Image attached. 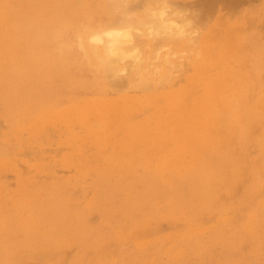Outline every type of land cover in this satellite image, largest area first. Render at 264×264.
Returning <instances> with one entry per match:
<instances>
[{
  "label": "rangeland",
  "instance_id": "374dc122",
  "mask_svg": "<svg viewBox=\"0 0 264 264\" xmlns=\"http://www.w3.org/2000/svg\"><path fill=\"white\" fill-rule=\"evenodd\" d=\"M8 1L1 5L18 6L21 1L27 4V0ZM105 1L30 0L28 10L25 5L18 7L21 13L16 7L13 9L18 22L13 33L15 49H5L11 39L4 33L0 38V217L13 199L23 196L18 191L30 182L64 183L65 186L54 187L53 192L59 193L61 207L66 209L62 214L47 212L52 218L41 220L45 230L39 239L38 234H30L31 230L16 229L20 227L18 221L6 219L4 225L0 218V264H264L263 116L255 117L247 127L234 121L238 127L229 133L228 142L216 141L208 150L194 143L192 151L166 169L156 168L161 161L155 153H149L151 148L134 147L118 140L124 133L131 137L129 119L152 118L156 107L166 101L163 93L187 86V79L196 74L194 61L202 58L213 64L216 61L218 68L235 65L239 70L237 76L243 73L249 80L243 92L254 91L256 96L263 97L264 0H195L196 5L191 6H197L201 13L200 36L195 44L199 54L196 58L190 54L182 61L171 59L173 67L164 63L166 53L173 51L179 56L191 48L189 44L178 46L169 40L162 43L161 38L146 39V29L145 37L133 33L135 46L140 48L138 56L142 53V70L150 73L144 83L138 70L133 72L134 61L127 62L126 76L117 77L116 72L109 75L108 68L103 73L89 66L82 59L85 53L75 48L78 37H83L86 54L103 58L102 44L88 43L90 34L107 29L108 25L119 28L133 21L137 24L136 16L130 13L149 6V0H123L125 7L119 0L115 3L121 11L114 2L111 4L113 0L107 1L108 5ZM113 6L119 10L114 12ZM2 8L0 13L6 15ZM119 13L121 17L125 14L128 23L123 24ZM38 15L45 22L61 20L64 24L50 31L44 24L26 28L28 21ZM133 24L128 27L135 28ZM5 28L0 20V29ZM208 48L213 50L211 54ZM205 49L208 55L203 57L201 51ZM24 57L30 61L22 65ZM146 62L156 69L158 66L157 75ZM131 71L134 75L130 76ZM214 71L212 66L211 72ZM162 77L167 78L163 84ZM133 78L138 82L134 83ZM188 86L190 91L180 100L201 94L202 84ZM124 100L127 102L121 107ZM111 103L117 109L108 114L113 121L107 126L108 138L98 131L99 139H95L96 135L92 136L83 124L94 121L96 115L107 114ZM28 106L37 110L46 107L55 117L41 123L39 119L25 117L22 109ZM72 109L75 116L70 114ZM62 112L65 116H60ZM28 119L37 125L34 133L25 137L29 126L24 125L32 123ZM17 125L22 137L15 132ZM226 128L224 125L219 131L221 136L228 133ZM197 158L201 160L194 162ZM193 166L202 169L192 172ZM153 172L159 175L153 178ZM105 173L138 177L106 179L101 176ZM189 175L198 184H192L187 179ZM98 181L102 182L100 186ZM162 188L165 190L161 191ZM81 224L85 231L76 233ZM53 226L55 234L49 232ZM151 230L155 232L151 234Z\"/></svg>",
  "mask_w": 264,
  "mask_h": 264
},
{
  "label": "bare ground",
  "instance_id": "6f19581e",
  "mask_svg": "<svg viewBox=\"0 0 264 264\" xmlns=\"http://www.w3.org/2000/svg\"><path fill=\"white\" fill-rule=\"evenodd\" d=\"M10 1H13V0H9L8 3ZM29 1L30 0H27V4H24V2L21 1V3L18 6H12L10 4H7V6H6V5H1L4 3V0H0V8H2V6L6 7V8H2V9L7 11L6 15L0 13L1 23L6 24L5 29H0V38L3 39L2 33H4L3 35H6V37L8 39L9 38L11 39V44L4 46L5 49H8V51L15 49L14 42H13V33L16 31L15 28L18 27V22H16L15 18H14L15 12L13 11V9H14V7H16L18 13H21L22 10H18V7H22L23 5H25L27 7V10H28V8L31 7V3ZM107 1H109V0H107ZM107 1H105V3H107ZM110 1H112V0H110ZM117 1L119 2V0H113L111 2V4L114 2V5L117 7H120L121 4H122V6L125 5L123 3V0H122V2L120 0V2H121L120 5L115 3ZM200 3H201V1H200ZM238 3H239V1H238ZM107 5H108V3H107ZM115 6H113L114 12L116 9ZM209 7H210V5H209ZM136 8H134V10ZM202 8H204V7H202ZM124 9L125 8H123V10ZM116 10H119V9L117 8ZM120 10L122 11L121 7H120ZM208 11L210 12L209 9H208ZM131 13H130V15L134 16ZM38 14H40V13H38ZM119 14H118V17L119 16L121 17V13H119ZM127 14H129V13L126 11V15ZM123 16H122L123 18L121 17V19H120V17H119V19L120 20L123 19L124 20L123 24H125V22H127V20L125 21V19H124L126 17L124 13H123ZM203 17H206V16H203ZM129 18H130V20H134L133 17L132 18L127 17V19H129ZM134 18L136 19V17H134ZM115 19L116 18H114V20ZM200 19L203 20V18H200ZM114 20H113V24L116 23V21H114ZM47 21L48 22L44 21V18L42 15H38L35 19L28 21L29 25H26V28L32 29L36 25L39 26L41 24H44L43 26H48V29L50 31V29H52L56 26L61 27L64 24V22H61V20H59L58 22L54 21L52 23L49 20H47ZM136 21H137V19H136ZM120 23H122V22H120ZM130 23L132 24V26H134L133 23L136 24V22H134V21H133V23L129 22V25H127V27L131 25ZM116 24L118 25V22ZM108 26L106 27L107 29H102V30L93 32L92 34H90V37L95 36V35H101L103 37V34L106 32H109V31H119V30L130 29V27L127 28L125 25H123L119 28H116V27L112 28V27H110L111 26L110 25L109 29H108ZM114 26H116V25H114ZM135 26H137V24ZM134 35L136 36L135 33H134ZM45 36H48V34H46ZM159 36H161V37H159ZM159 36H154L153 39L155 40V39L161 38L162 43L165 40H167V41L169 40L178 46L184 45L186 43L184 41H179L177 39H174V38H172L168 35H165L163 33L160 34ZM136 37H138V36H136ZM27 41H31V38L28 39ZM160 42L161 41H159V43ZM110 43H111V41L107 37H103V43H102V47L100 50H101V54L104 57H105L106 53L108 52V46ZM139 43H141V42H138V44ZM134 47H136V46L134 45ZM155 47L158 48L157 45H155ZM190 47H192V46L190 45ZM166 48H167V46H166ZM141 49H142V47H141ZM128 50L130 51L131 49H128ZM208 50H209L210 54L213 51L210 48H208ZM201 52H203V57L205 56V54L208 55V52L206 49H205V51L203 50ZM158 53H160V52H158ZM172 53H173V51H172ZM172 53H166V55L164 57V63H166V65L168 63V66H169V64L173 65L172 60H171V56H170V54L172 55ZM197 53L199 54V52H197ZM14 54L15 53H13L12 55H14ZM138 54H139V52H138ZM141 54L139 56H141ZM153 54H154V52H153ZM25 55H27V53H25ZM15 58H18V57H15ZM195 58H196V55H195ZM11 59H12V56H11ZM19 59H21V58H19ZM188 59H190V58L188 57ZM211 59H215V58H211ZM13 60H14V58H13ZM140 60H142L141 57H140ZM29 61H30V59L28 57L27 58L24 57L22 60V65L25 63H28ZM147 61H148V59H147ZM194 62H195L194 71H196V74L194 77H189L187 79V83H188V85L190 84L191 86L194 85L195 83H198L199 85L202 84V91H201L200 95H198V96L188 95L187 97H185L184 100H180L179 99L180 97L185 96L187 91H190V88L188 85H187L188 87L183 86V87H180L179 89L168 91V92H165L162 94V96L165 98L166 101H165V103H163V105H161V106L159 105L156 107V113H155V115H153L152 118H150V119L141 118V120L134 121V120L128 118V116H130V115L125 116L126 119H129L132 121L131 127L133 128V132H132L131 137L127 138L129 133L128 134L124 133V135L122 134L118 138V140L119 141L122 140L123 142L128 143V145L134 146V147H142L143 149L144 148L145 149L151 148L152 150H150L149 153L150 154L155 153L154 155L157 156L158 161H161L160 162L161 164L159 165V163H158L157 167L152 166V167H156L157 169H159V168L160 169H166L168 167H171L176 162L181 161L183 159V157L186 154H188V152L190 150L192 151V146L196 145L194 143H199L204 148L207 147L206 149L208 150V149H210L209 146L212 143H215L216 141L228 142L231 138L229 133L238 127V126L235 127V125L233 124L234 121H236V123L238 121L239 124L247 127L249 125V123L253 122L255 117H257V116H260V117L263 116L264 117V96L263 97L256 96L255 95L256 92H254V91H250L249 93L243 92V89L246 88L247 85L249 84V80L247 77L243 76V73H241L240 76H237V74L239 73V70L235 69V65H230V64L225 65V66L222 65L221 67L218 68L216 61L213 64V62L211 60L207 61V60H204L203 58L201 60L199 59V60H196ZM8 64H7V66H8ZM117 64H119L118 58H113L112 60H109L107 62V65H108L107 68L112 70V71L109 70L110 75L111 74L114 75V73H111V72H116V69L113 67V65H117ZM147 64L150 65L149 63H147ZM181 65H179V66L181 67ZM141 66H142V68L144 67V65L142 63H141ZM150 66H152V65H150ZM212 66H214V70H215L214 72H211ZM146 67H148V66L146 65ZM154 68H155V66L153 67V69ZM108 69H107V72H108ZM136 69H137V67L135 66V68L133 69L134 70L133 72H135ZM145 69L150 70V68H145ZM153 69L151 68V70H153ZM154 70H155V72L154 71H152V72L155 75H157L158 73L156 74V72L159 70L158 66H157V69L155 68ZM230 71H231V74H230ZM133 72L130 73V76H131V74L134 75ZM148 74H150V73H148ZM152 74L149 76L152 77ZM135 76L137 77V74ZM168 76H170V75L168 74ZM136 77H135V81H136ZM162 78H161V80H163L162 81V84H163L164 81H167L166 80L167 78L166 77H162ZM170 78H171V76H170ZM114 80H116V79H114ZM135 81L133 78L134 83L138 82V81L137 82H135ZM123 82H124V80H123ZM151 82H152V80H151ZM181 82H183L182 79H181ZM120 83H122V82H120ZM124 86H122V87L125 88ZM134 90H136V89H134ZM126 102L127 101L124 100L123 103L121 104V107L125 106ZM115 108L117 109L116 104L111 103L110 107L107 110L108 111L107 114L101 115L102 117H99L98 115H96V118L94 121H87L86 123L83 124L92 136L96 135L95 139H99L98 131L100 132V134L104 138H106V139L108 138L107 130H109L110 127H107V126H108L109 122H113L112 120L109 119L110 116H108V114L111 113ZM37 109L38 108L33 109L31 106H28V107H25L22 109L23 112L21 114H24L25 117L31 116L35 119H39L40 123L42 121L46 122L49 120H53V118L55 117V115L51 116V114H49L46 107L41 108L39 110H37ZM69 111H70L71 115H74L73 109L69 110ZM95 113L97 114L98 112H95ZM47 115L51 116L50 119ZM79 115H81V113H79ZM60 116H65V113L64 112L60 113ZM16 119L17 118H14L13 120H16ZM64 119H65V117H64ZM28 120L30 121V119H28ZM66 120H65V122H66ZM30 122H32V121H30ZM23 124H21V126ZM96 124L98 125V128L95 127ZM36 125L37 124H35L34 122L30 123L29 125L28 124L24 125L25 128H27L29 126V132L26 134L25 137H27L28 134L29 135L32 134L33 130H35L34 126H36ZM209 125H211L212 127H208ZM224 125H226L228 127V128H226L228 130V133H224L221 136L219 134V131H222V127H224ZM25 128H22V129H25ZM19 129H21V127H19L17 125L15 132H17L18 135L21 136V134H19V132H18ZM12 133L15 134L14 132L11 131V134ZM71 134H74V133H71ZM40 136H41V133H40ZM72 138H73V136H72ZM31 139H33V138H31ZM6 142H8V141L6 140ZM145 157H147V155H143V158H145ZM199 160H201V158H197L194 162L199 161ZM149 167H151V166H149ZM201 169L202 168H200V167H194L193 166L190 170L192 172H197V171H200ZM105 174H101V176H106V179H110L109 177H117V179H126V178H129L131 176L130 180H135V178L138 177L136 175H130V174H124V173H113V174L105 173ZM150 175H151V177L156 178L159 175V173L153 172ZM187 179L192 184H194V183L198 184V180L194 179V177L191 175H189V177H187ZM101 180H103V179L101 178ZM225 183H227V182L225 181ZM101 184H102V182H100V181L97 182V186H100ZM57 186H65V184L60 182V181H55L51 185L38 184L35 182L34 183L30 182V185H28L26 188L23 186V190L18 191V194H23V196H21L20 198H17V199H13V202L9 205L8 208H6L5 213L1 214V217H0L1 223L5 225L4 222H7L6 219L16 220V221H18V223L20 225V227H16V229H18L21 232L24 230L25 231L31 230L30 234H34V235L38 234L36 239L41 238V234L45 230V228H43L41 226V220L45 221L49 217L52 218V215H48L47 212L54 211V213H58V214L59 213L62 214L63 212H66L65 207H61L62 206V200L60 198H58L61 196L59 195V193L56 194L55 192H53V188L57 187ZM171 186H173V185L171 184ZM205 189H207V186L205 187ZM163 190H165V189L162 188L161 191H163ZM126 203H127V200H126ZM198 207H199V205H198ZM117 211H119V210H117ZM31 217H33L32 220L30 219ZM22 218L24 221H21ZM80 219H82V216L80 217ZM70 220H73V219L70 218ZM181 227H182V225H181ZM55 230H56V227L53 226V227H50L49 232H53L55 234L56 233ZM84 231H85V229L83 228L82 224L79 225L76 229V233H78V232L82 233ZM11 232L14 233L13 230ZM151 232L150 233L153 234L155 232V230H154V232L151 230ZM146 233H148V232H146ZM148 235H150V234L148 233ZM121 245L123 246V244H121ZM78 248H80V247H78ZM3 250H7V248H4ZM106 250H107V248H106ZM52 254H54V252ZM52 254L49 253V257ZM37 255H38V252H37ZM40 256H41V254H40ZM46 256H48V255L46 254ZM31 257H32V255H31ZM36 257H38V256H36Z\"/></svg>",
  "mask_w": 264,
  "mask_h": 264
},
{
  "label": "clouds",
  "instance_id": "9594fccd",
  "mask_svg": "<svg viewBox=\"0 0 264 264\" xmlns=\"http://www.w3.org/2000/svg\"><path fill=\"white\" fill-rule=\"evenodd\" d=\"M195 4V0H149V6L138 13H133L137 18V26L126 30L109 31L103 34L111 43L108 46V52L105 57L89 56L86 54L83 37H78L75 48L83 56L84 62L89 66L95 67L97 71H107V62L113 58L119 59V64L113 65L116 69V76H126L128 73L127 62L134 61L138 76L144 83L148 79L146 71L142 70L140 57L137 55L139 48L134 47L135 37H145V29L147 30L146 39H151L160 34L168 35L179 41H184L192 47L179 53H173L171 59L183 60L188 55H197L195 44L200 36L199 17L200 10L191 6ZM101 35L92 36L88 43L98 45L103 43ZM128 49H131L130 51ZM109 74V73H108ZM110 75V74H109ZM115 79L116 77H112Z\"/></svg>",
  "mask_w": 264,
  "mask_h": 264
}]
</instances>
